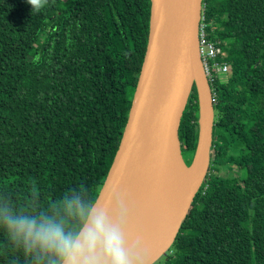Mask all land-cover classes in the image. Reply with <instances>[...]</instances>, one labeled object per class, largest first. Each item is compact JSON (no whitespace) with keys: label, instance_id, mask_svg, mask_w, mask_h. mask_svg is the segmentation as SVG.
<instances>
[{"label":"trees","instance_id":"obj_1","mask_svg":"<svg viewBox=\"0 0 264 264\" xmlns=\"http://www.w3.org/2000/svg\"><path fill=\"white\" fill-rule=\"evenodd\" d=\"M149 14V0H46L39 10L0 0V196L37 209L72 188L97 198L128 117ZM203 16L229 75L209 84L208 175L157 264H264V0H202ZM197 118L193 88L179 129L187 164ZM230 158L243 163L237 171L227 170ZM0 264H30L3 229Z\"/></svg>","mask_w":264,"mask_h":264},{"label":"water","instance_id":"obj_2","mask_svg":"<svg viewBox=\"0 0 264 264\" xmlns=\"http://www.w3.org/2000/svg\"><path fill=\"white\" fill-rule=\"evenodd\" d=\"M149 30L126 124L97 198L121 192L129 206L130 238L141 237L153 257L173 245L207 176L214 107L199 55L202 0H149ZM193 88L197 140L186 163L179 139Z\"/></svg>","mask_w":264,"mask_h":264},{"label":"clouds","instance_id":"obj_3","mask_svg":"<svg viewBox=\"0 0 264 264\" xmlns=\"http://www.w3.org/2000/svg\"><path fill=\"white\" fill-rule=\"evenodd\" d=\"M39 10L46 0H27ZM126 197L113 188L105 202L82 188L37 209L0 196V229L30 264H152L143 239L130 238Z\"/></svg>","mask_w":264,"mask_h":264},{"label":"built area","instance_id":"obj_4","mask_svg":"<svg viewBox=\"0 0 264 264\" xmlns=\"http://www.w3.org/2000/svg\"><path fill=\"white\" fill-rule=\"evenodd\" d=\"M213 27L214 26L211 23H208L203 16L199 24V52L207 76L211 80L214 78L223 80L229 75L227 64L214 63L211 67L208 66L209 60H214L222 54V50L218 44L212 43L208 39V29Z\"/></svg>","mask_w":264,"mask_h":264},{"label":"rangeland","instance_id":"obj_5","mask_svg":"<svg viewBox=\"0 0 264 264\" xmlns=\"http://www.w3.org/2000/svg\"><path fill=\"white\" fill-rule=\"evenodd\" d=\"M210 40L214 41L213 39H210ZM184 121H186V120H184ZM187 160L190 161L191 159H187ZM242 164L243 163L241 162V160L230 158V159L227 160V167H228L227 170H229V171H237L238 168H240ZM220 171H221L220 173L223 174V173L226 172V169L222 168V170H220Z\"/></svg>","mask_w":264,"mask_h":264},{"label":"bare ground","instance_id":"obj_6","mask_svg":"<svg viewBox=\"0 0 264 264\" xmlns=\"http://www.w3.org/2000/svg\"><path fill=\"white\" fill-rule=\"evenodd\" d=\"M201 19H202V10H201V16H200V21H201ZM199 24H200V22H199ZM198 36H199V33H198ZM210 40V39H209ZM199 41H200V38H199ZM211 41V40H210ZM212 43H215V41H211ZM146 46H147V44H146ZM199 55H200V52H199ZM200 59H201V57H200ZM218 59V57L216 58V59H214V60H209L208 61V66L209 67H211L212 66V64H214V63H219V62H216V60ZM201 62H202V59H201ZM210 62H211V64H210ZM219 64H221V63H219ZM202 65H203V62H202ZM203 70H204V73H205V77H206V79H207V82H208V84H210V83H212L215 79L217 80L218 78H214V79H210L208 76H207V74H206V72H205V67H204V65H203ZM211 90V89H210ZM211 95H212V93H211ZM212 102H213V99H212ZM198 115V114H197Z\"/></svg>","mask_w":264,"mask_h":264}]
</instances>
